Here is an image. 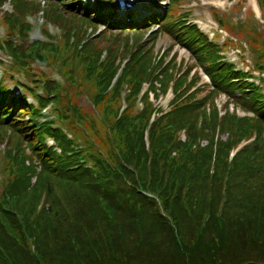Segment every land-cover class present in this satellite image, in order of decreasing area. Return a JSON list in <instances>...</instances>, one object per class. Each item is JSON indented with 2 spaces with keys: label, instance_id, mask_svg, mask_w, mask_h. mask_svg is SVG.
Segmentation results:
<instances>
[{
  "label": "trees",
  "instance_id": "16d2710c",
  "mask_svg": "<svg viewBox=\"0 0 264 264\" xmlns=\"http://www.w3.org/2000/svg\"><path fill=\"white\" fill-rule=\"evenodd\" d=\"M74 1L63 6L73 21L50 15L62 33L58 44L32 43L21 48L5 42L16 64L36 59L57 62L62 78L75 88H86L94 110L82 112L64 100L66 94L58 84L44 81L46 94L35 95L39 109L29 106L13 119L0 113V125L18 134V145L25 144L31 154H4L11 164L0 185V214L6 223L0 224V264H264L261 91L245 81V74L231 73L233 67L220 63L199 37H182L198 49L200 58H207L217 90H236L240 94L237 106L253 117L225 114L218 118L214 109L207 113L202 100H195L193 93L187 95L190 85L182 90L185 78L174 89L168 112L154 111L145 103L146 95L138 111L135 99L140 81L133 78L132 67L148 59V52L131 45L129 62L109 89L119 69L115 56L101 60V48L88 40L83 43L82 26L99 23L111 29L120 23L102 15L100 6H84L81 9L91 12L80 14L72 7L81 2ZM12 6V13L20 15L35 11L25 0H12ZM13 17H5L11 22L8 29L24 40L29 26ZM134 35L139 40V34ZM128 47L126 40V51ZM145 70L141 67L137 76ZM124 86L131 88L125 99L134 114L127 108L118 115ZM4 98L2 92L0 108ZM46 104H51L50 114L45 122L37 121ZM217 129L220 135L227 134L226 141L215 142ZM181 131H185V142L179 140ZM48 137L61 154L46 147ZM252 138L229 159L233 149ZM200 141L208 145L202 147Z\"/></svg>",
  "mask_w": 264,
  "mask_h": 264
},
{
  "label": "rangeland",
  "instance_id": "374dc122",
  "mask_svg": "<svg viewBox=\"0 0 264 264\" xmlns=\"http://www.w3.org/2000/svg\"><path fill=\"white\" fill-rule=\"evenodd\" d=\"M10 0H0V16L4 13L10 11L11 7L9 5ZM96 0H87V2L94 3ZM108 0H104V7L109 8L106 4ZM25 2L28 5H32L33 3L30 1L25 0ZM36 2L39 5L38 12L31 15L28 18V23L32 26V30L30 31L28 35V41H36L41 38V40H45L43 38V29H46L52 36H55V38L58 39L59 37V28L57 23L50 25V19L46 20L45 16V9L48 8V5L44 0H36ZM241 2L242 3V9L240 11H236L237 7L235 6L236 3ZM216 3H223V7H219L216 5ZM163 8V7H162ZM64 9V8H63ZM116 9V8H115ZM134 9V8H133ZM118 10V9H117ZM178 10L183 11V13L187 14L188 22H192L193 24H202L204 27L203 31H208V29L211 27L212 29L217 28L213 16V11H218L220 13H226L230 19H232L234 22H240L245 19V16L247 14L248 10H253L256 14V17L261 21L262 27L257 25H251V28L254 32H260L261 28H264V23L262 19L260 18V15L258 13V9L256 10L253 5L251 4L250 0H188L187 5H185L183 8H178ZM19 16H22L20 14H17ZM24 15V14H23ZM14 16V15H13ZM66 16V15H65ZM73 21V19H72ZM217 22H219L217 20ZM11 22H6V27L4 26L3 22L0 20V37H2L6 42H12L13 44H19L21 41L17 40L11 30H6V28H9ZM4 27V28H3ZM102 28V27H101ZM261 38L264 40V30L260 32ZM238 39L245 40V36H243L241 33L234 32L233 33ZM71 41L73 40L72 35ZM11 38V39H7ZM96 37L91 38V42L95 44L96 48H102L103 44L107 42V40L110 38L111 35L108 37L105 35L103 39L95 40ZM122 38V37H121ZM95 40V41H94ZM223 41L220 40V45ZM21 48L25 47V43L19 44ZM237 45L240 48H244V43L242 41H238ZM247 45V44H246ZM254 45L258 49V61L264 62V41L263 44L257 43L256 36L254 40ZM171 46L170 42H168V39L165 37H162L156 46V54L160 50L169 49ZM246 48V46H245ZM247 49V48H246ZM183 48L176 46L174 51L179 52V56L177 58V61L187 60V51ZM248 50V49H247ZM183 51V52H182ZM102 52V51H101ZM226 52V53H225ZM224 53L226 56H232L231 50H224ZM103 54V53H101ZM125 56H123L121 59L123 60ZM115 61V58L113 59ZM26 65L23 64H16L14 61H10L4 53L0 52V82L3 83V86L8 88L7 93H10L11 96H16L17 100L13 102V107L17 108L19 106V109H26L28 108V104L24 103L22 104L20 101V98L26 97L27 102L29 104H33L34 106H37L34 100V96H32V93L28 91V89H31L34 91H37L38 93H41V90L39 86L43 81L53 84L55 83L53 80H58V73L55 71L54 66H45L43 63L38 62H32V60H28L27 62L24 61ZM234 63V62H233ZM240 63V62H239ZM238 63V64H239ZM192 63H181V66L183 67H189ZM192 73L190 74V76ZM202 77V76H201ZM264 79V75H263ZM206 82V80H204ZM200 85L203 83L202 80L199 81ZM63 91L65 92L64 100H68L71 104L76 105L79 107L82 112L84 113H92V107L87 104V101L85 100V95L88 94L86 91V88L84 86H81L79 88H75L73 84L65 83L64 86H60ZM147 86L145 85L144 88ZM28 88V89H27ZM20 90V93L19 91ZM17 94V95H16ZM46 94V93H44ZM152 97V96H151ZM225 99H227L224 95H219L216 99V102L218 104H221ZM152 103H154V106H161L162 108L166 109L169 105V101L171 100V94L168 92L165 96H159L158 99H150ZM8 103L7 100L4 101V104ZM21 105V106H20ZM141 104L138 103L137 107H140ZM51 108V105L50 107ZM37 109L39 107L37 106ZM19 111V110H18ZM43 112H47V107ZM42 112V113H43ZM51 112V109H50ZM239 115L242 114V112L238 111ZM26 116L24 119L26 120ZM43 118H38L37 121H42ZM56 130V129H54ZM65 134H67L68 137L71 136V133L66 130ZM16 141H19L18 134H15L14 132H9V129L7 127L0 125V150L2 151H9L14 153V156H22L23 153L17 151V148H15ZM53 142L51 138L47 140L48 145H50ZM0 154V181H4L5 178V172L8 171L9 166L11 164V161L4 155ZM16 152V153H15ZM28 154V152H26ZM224 190V189H223ZM224 199V198H222ZM223 200H220V206L221 202ZM75 215V214H74ZM0 224L2 226H5V219L0 214Z\"/></svg>",
  "mask_w": 264,
  "mask_h": 264
},
{
  "label": "bare ground",
  "instance_id": "6f19581e",
  "mask_svg": "<svg viewBox=\"0 0 264 264\" xmlns=\"http://www.w3.org/2000/svg\"><path fill=\"white\" fill-rule=\"evenodd\" d=\"M250 2L253 5V7L256 9L257 7H256V4H255V0H250ZM216 5L219 6V7H223L224 6L223 3H216Z\"/></svg>",
  "mask_w": 264,
  "mask_h": 264
}]
</instances>
